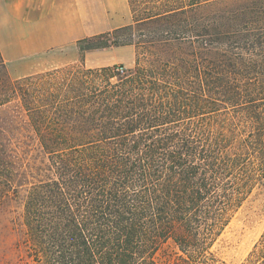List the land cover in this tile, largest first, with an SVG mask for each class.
I'll return each mask as SVG.
<instances>
[{"label":"trees","instance_id":"trees-1","mask_svg":"<svg viewBox=\"0 0 264 264\" xmlns=\"http://www.w3.org/2000/svg\"><path fill=\"white\" fill-rule=\"evenodd\" d=\"M127 1L132 25L81 42L133 46L132 69L11 79L0 56V205L21 207L28 264H221L212 247L264 188V18L215 28L199 57L181 33L130 36L209 0ZM241 264H264V232Z\"/></svg>","mask_w":264,"mask_h":264},{"label":"rangeland","instance_id":"rangeland-1","mask_svg":"<svg viewBox=\"0 0 264 264\" xmlns=\"http://www.w3.org/2000/svg\"><path fill=\"white\" fill-rule=\"evenodd\" d=\"M263 18L264 0H209L199 3L183 15L172 17L166 23L134 25L130 38L133 37L134 42L141 41L143 45H146L150 35L158 37L161 34L181 33L187 39L186 44H182L181 52L188 55L192 51H196L199 53V57H203L207 56L203 49H207V46L213 43V38L210 35L215 28H220L224 32L242 29L257 31L262 25L260 21ZM124 35H126L124 39H129V32H125ZM139 35L147 36L139 39ZM88 45V42H81L75 53L64 49L59 52L60 54L56 51L49 56L59 63L62 62L63 66L61 67L80 62L84 64L88 51L82 49ZM62 52H66V54L62 55ZM25 61L28 62L30 59L26 58ZM134 62L135 55L130 62L124 61L114 66L121 65L126 69H132ZM29 64L27 63L28 66ZM12 66L18 71L22 70L16 67L18 66L17 62L11 63L10 67ZM3 71L0 66V80L3 78ZM6 72L11 79H16L7 69ZM263 232L264 188H257L251 192L241 208L235 213L211 251L214 252L221 264H241L259 241ZM0 264H28L23 245L21 207L12 201L0 205Z\"/></svg>","mask_w":264,"mask_h":264},{"label":"crops","instance_id":"crops-1","mask_svg":"<svg viewBox=\"0 0 264 264\" xmlns=\"http://www.w3.org/2000/svg\"><path fill=\"white\" fill-rule=\"evenodd\" d=\"M133 23L127 0H0V56L8 72L20 79L63 66L51 59L52 52L75 53L82 40ZM134 55L133 46L89 50L84 66H114ZM14 62L22 70L10 67Z\"/></svg>","mask_w":264,"mask_h":264}]
</instances>
